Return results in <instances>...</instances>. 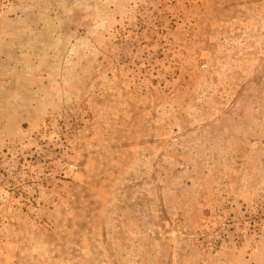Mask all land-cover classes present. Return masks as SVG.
<instances>
[{
    "label": "rangeland",
    "instance_id": "obj_1",
    "mask_svg": "<svg viewBox=\"0 0 264 264\" xmlns=\"http://www.w3.org/2000/svg\"><path fill=\"white\" fill-rule=\"evenodd\" d=\"M0 264H264V0H0Z\"/></svg>",
    "mask_w": 264,
    "mask_h": 264
}]
</instances>
